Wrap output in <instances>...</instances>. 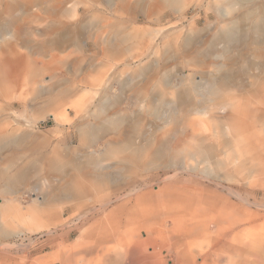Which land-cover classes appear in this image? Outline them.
Here are the masks:
<instances>
[{"label": "rangeland", "instance_id": "obj_1", "mask_svg": "<svg viewBox=\"0 0 264 264\" xmlns=\"http://www.w3.org/2000/svg\"><path fill=\"white\" fill-rule=\"evenodd\" d=\"M168 1L0 0V57L7 37L11 36L16 39L7 42L17 44V52H21L22 43L23 54L31 51L32 59H37L40 65L51 60L50 56H56L48 66L49 72L33 74L34 68L27 66L18 71L14 83L0 84V183L4 185L16 176L17 190L21 193L13 195L17 209L4 212V222L10 223L7 226L13 228L14 234L9 240L0 241V264L51 262L62 250L76 245L84 230L98 226L115 232L131 225L137 216L136 208L117 211L121 205L163 204V198L185 204L199 192L209 195L212 206L230 207L243 223V255H232L234 263H231L264 264V0H190L193 4L184 14L174 10ZM137 2L142 6H137ZM234 2L244 4L228 16L218 10L219 6ZM77 9L81 24L75 25L71 13ZM57 11L62 14L60 30L53 26ZM242 13L247 17L237 25H230ZM115 21L128 22L139 30V35H129L114 48L123 51L121 61L116 59L114 49L109 53L101 45L102 39L111 41L114 35L111 25ZM191 28L196 31H189ZM34 32L43 36L38 37ZM70 33L79 39L82 47L88 46L82 64L76 61L80 55L74 54L69 40L61 39L60 46H56L57 50L68 49L64 54L47 42ZM46 51L47 57L39 56ZM69 53L72 54L69 66H63L61 57ZM138 56L142 60L140 67L139 58L131 67H125ZM0 64L5 65L1 59ZM79 67L82 72L73 75V69ZM155 70L157 78L149 83V73ZM52 75L56 78H51ZM40 81L45 89L55 86L56 91L39 94ZM137 88L146 97L141 102L136 96ZM67 89L76 94H61ZM24 100L29 101L24 103ZM107 102L114 104L108 110L110 114L119 113L120 132L100 141L90 139L83 146L80 134L102 128L99 106ZM31 103L32 108L28 107ZM49 104L55 107L54 111L46 109ZM64 112L69 120L58 125L55 115ZM33 131L39 133L37 140L21 155L20 147L4 140L6 136L19 139L24 135L27 141L28 133L31 136ZM156 140L162 143L157 148L162 161L146 155L139 166H132L125 160L127 154L112 156L110 151L112 142H130L129 147L137 148ZM57 157L69 160L88 174L109 176L108 185L95 184L73 174L83 198L79 202L66 201L71 184L69 178H64L67 172L73 173L71 166L65 168L66 173L51 176L65 187H53L51 181L41 187L43 178L33 177L36 163L48 164ZM215 166L219 167L218 172ZM224 174H230L232 179L228 180ZM156 192L160 197L154 199ZM36 196L41 198L40 212H45L51 220L45 229H34L32 213L38 211L33 207ZM107 202L110 203L105 207ZM92 235L84 241L94 240ZM110 253L115 256L117 251L113 249Z\"/></svg>", "mask_w": 264, "mask_h": 264}, {"label": "bare ground", "instance_id": "obj_2", "mask_svg": "<svg viewBox=\"0 0 264 264\" xmlns=\"http://www.w3.org/2000/svg\"><path fill=\"white\" fill-rule=\"evenodd\" d=\"M102 2H104V1H102ZM214 2H216V1H214ZM217 2H219V1H217ZM168 3L178 13H183L187 9H189L190 6H192L193 1H190V0H169ZM243 4H244V2H234L232 4H228L225 7L219 6L218 10L220 11V13H223V15H225V16L227 15L228 16L233 11H236L238 8H241L243 6ZM136 5L137 6H142L138 2H137ZM258 7H259V4H258ZM56 13L59 15V13H61V12L60 11H57ZM249 15H251V11H250V14ZM246 17H247V14L246 13H242L238 17L233 18V20L231 21L230 25H233V26L234 25H237V24H239V22H241ZM71 18L73 19V22H75V25H78L80 23V21H81V18H80V10L77 9V10L72 11ZM55 22L59 23V19L56 20ZM260 22H262V20ZM136 23H137V21H136ZM111 26H112V32L114 33L115 36L113 35V37L110 39L111 41H109L108 39H102V41H101L102 42L101 45L104 46L105 49L109 53L112 51L111 49L117 48L118 45L120 44V42H123L124 40H126V38L129 35L130 36H134V37L137 36V35H139V30L135 29L131 24L129 25V23L128 22H125V21H115L114 24L111 25ZM189 31H196V29L195 28H193V29L191 28V30H189ZM243 31H245V30H243ZM231 34L232 33H230V35ZM190 35H191V33H190ZM192 38H194V37L192 36ZM192 38H190V39H192ZM58 41H61V39H59ZM227 41H228V38H227ZM69 42L72 45V47H74L76 53L77 52L79 53L81 51L82 44L80 43L79 39L75 35H71L69 37ZM60 44H61V42L59 43V45ZM214 44H215V41H214ZM238 44L239 43H237V45ZM98 47H100V44L98 45ZM160 52L162 53L161 50H160ZM206 52H208V51H206ZM244 52H246V51H244ZM170 53H172V52H170ZM225 53L227 54V52H225ZM114 54L116 55V59H118V61H121L123 59V55H124L123 54V51H121V50H115ZM177 54H179V53H177ZM187 54H189V53H187ZM226 54H224V52H223V55H226ZM233 55H235V54L233 53ZM138 58L140 59L139 63H137L138 61L137 62L134 61L135 59H138ZM168 59H169V57H168ZM133 61L134 62H128L127 61L128 64H126L125 67H131L135 63L139 64V67L142 65L141 56H138L137 58H133ZM35 62H37V61H35ZM200 65H202V64H199V66ZM139 67H137V68H139ZM200 68H202V67L200 66ZM211 69H213V68H211ZM216 70H218V69H216ZM244 73H245V71H244ZM157 75H158V72L156 70L154 72H151L150 71L149 77L147 78V81H149V83H150V81H152V80H154V79L157 78L156 77ZM175 76H176V74L174 75V77ZM253 79H255V78H253ZM217 80H215V81H217ZM242 84H243V82H242ZM252 85H254V84L252 83ZM132 86H134V85H132ZM140 88H137L138 94H136V96H138V100L141 102V100L142 99H145L146 97H145V94L142 92V90H140ZM255 88H256V86H255ZM251 92H253V91H251ZM215 93L218 94L217 91H215ZM28 101L29 100H24V103H27ZM32 103L28 107H30L32 105ZM82 105L83 104L80 105L81 106L80 110L83 109V106ZM149 105L150 104H148V106ZM113 106H114V104H112L110 102L101 104L99 106V125H101L102 128L100 129L99 127H96L97 129H94V131H92V133H90V134L84 133V131H83L80 134V140H81V143L83 144V146L87 145L90 142V139H93V140L96 139L97 141H100V140H103L104 138H106L109 135H117L120 132L122 125H121V119H119L117 117V116H119V113L114 112V113L110 114L108 112V110L109 109H112ZM32 107L33 106H31V108ZM208 108H209V106H208ZM46 109H48L50 111H54L55 110V107H53V105H50L49 104V105L46 106ZM191 114H193V113H191ZM65 119H67V116L66 117L65 116H61V114L55 115V120H56L57 124H62V122H64ZM167 120H169V118ZM122 121H123V123H125L124 120H122ZM137 124H139V123H137ZM174 125L176 126V124H174ZM183 130H185V129H183ZM33 133L31 134V136L29 135V133H28L29 136L26 134L27 135L26 138H30L27 141H24V138H23L24 135H23L22 138H19L18 139V137L9 136V134H8L9 137L6 136V138L4 140H6L8 142H11V143L14 142L15 147H17V146L20 147L19 150H21V153H19V155H21L22 153H24L25 150H28L27 148L30 147L34 143V141L37 140V135L39 133L37 131H33ZM99 137H101V138L99 139ZM161 144H162L161 141L156 140V141H153L152 144H149L147 146L132 148V147H129L130 142H121V143L112 142V145H111L112 147H111V150L110 151L112 153V156L115 155V154H127L128 156L125 157V160L129 164H131L132 166H139V164L142 162V160L144 159V157L146 155L155 156V160L156 161H162V158L159 157V153H158L159 151L157 149ZM242 148H243V146H242ZM159 149H160V147H159ZM59 151H61V150H59ZM15 156H17V155H15ZM15 156H13V158ZM111 158H113V157H111ZM166 158H167V155H166ZM151 160H152V158H151ZM12 162H13V159L12 160H9L8 161V164H11ZM164 162H165V160H164ZM213 162H215V161H213ZM35 165H36V168L34 169L35 172H34V176L33 177L36 176V177H39V178L40 177L43 178L44 181H42V183L43 182L44 183H43V185L41 187H43L44 185H46V183L49 182V181H51V183L53 184V187L55 185L57 187H65V186H67V185L63 186L62 181H59V180H56V179L53 180V178L51 176L54 175V174H56V173H58V174L66 173L65 172V168H67L69 166L72 167L71 169H72L73 173L69 174V172H67V174H65V178H64V179L69 178V181L67 180L69 183L68 182L67 183L68 184H71V186H70V192H71V194L69 195V198L67 197L65 199L66 201H69V202H72V201L79 202L83 198V197L81 198V196H82V193H81L82 191H80L81 188H79L78 186H76V183H75V182H78V181H75V179L72 178L73 174H77V175L79 174V178H83V179L86 178L87 180L92 181L95 184H102L103 186H106L109 183V176L106 177L104 175H101L102 176L101 177V176H95V175L88 174V173H86L84 171L83 168H81V167H79L77 165L72 164V162H70L69 160H65L62 157H57V158L49 161L48 164H45V163L43 164L41 162V163H36ZM180 168H181V166H180ZM206 168H208V167H206ZM184 169H185V166H184ZM218 169H219V167L215 166V170L217 172L219 171ZM124 170H125V168H124ZM205 170H207V169H205ZM210 170L212 171L211 168H210ZM210 170H209V172H210ZM121 171H123V170H121ZM183 173H185V172H183ZM105 174H107V173H105ZM108 174H109V172H108ZM110 175H112V174H110ZM224 176L228 180H231L232 179V176H230V174H224ZM115 178H117V177H115ZM208 178H209V176H208ZM11 180H10L11 181L10 184L12 186H10V185H8V186H10L12 189L8 188L9 190L8 189L5 190V188H1L0 187V196H2V203H0V225H1V228H0V237L1 238H5L6 236H9V235L14 234L13 228H11V226L10 227L7 226V224H10V223L4 224V217H5L4 216V212L5 211H8L9 212L11 210H16L17 209V204H18L16 202L15 196L13 197V195H12V190L14 189V187H15L14 185L16 184V182H17L18 179L15 176V177H12ZM120 180H121V178H120ZM43 192H45V191H43ZM25 193H27V192H25ZM157 194H158V192L154 193L153 196H152V198L157 199L158 196L160 197V194H158V195ZM209 194H211V193H209ZM228 196H229V194H228ZM25 198H26V196H25ZM119 199H123V198H119ZM209 199H210L209 198V195L208 196H205V193H203V192L200 193L199 192L196 195V198L195 199H190L185 204L184 203L183 204H178V203H175L171 199L163 198V202H164L163 204L160 203V204H153V205H147L146 206V205H143L141 202H139L138 204H134V205H128V204L121 205L117 209V211H119V210L132 211L133 209L136 208L135 210L137 211V216H136V218H134V219L131 220V223H130L131 225L126 226L125 228H122L120 231H115L116 233L113 232L112 230H108V228L106 230L99 229L98 226L89 228L86 231L84 230L83 231V236H81L82 238L79 241H77V244L76 245H74L72 247H69L68 249L62 250L57 255V257L54 258V260H52L51 262L43 261L41 263L39 262V263H35V264H167V263H170V262L171 263L174 262L172 264H232V263H234V261L232 260V258H233L232 255L238 256V257H239V255H243V223H242V221L240 219L236 218L233 215L234 213L229 209L230 207L228 209H223L221 207L212 206V204L209 201ZM251 199H252V197H251ZM84 200H86V199H84ZM90 200H92V199H90ZM231 200H232V198H231ZM63 202H65V201H63ZM40 203H41V198L36 196L35 199H34V206L33 207H35V209L38 210V211L37 212L35 211V213H32V217L35 220L34 229H45V228H47V226L51 222L50 218L48 217V215L45 214V212H42V211L40 212V209L38 207V206H40ZM109 203L110 202L105 203L104 206L106 207ZM233 204H234V201H233ZM233 204L231 205V207L233 206ZM237 217H239V216H237ZM168 220L171 221V225H169V221ZM75 222H76V220H75ZM50 231L51 230H49L48 232H50ZM90 234H93L94 236L93 235L92 236L95 239L92 240V241H90V240L84 241V239H86V237L88 235H90ZM10 238H11V236H10ZM7 240H9V239H7ZM64 243H65V241H64ZM111 245H112V247H111ZM14 247H16V245ZM17 247L15 248L16 250L19 249ZM5 248H8V247H5ZM10 248H11V246H10ZM248 248H250V247L248 246ZM113 249L117 251V254L115 256H112L111 253H110V251L113 250ZM235 259H238V258L235 257ZM251 259H253V258H251ZM231 261H233V262L231 263ZM236 264H238V263H236Z\"/></svg>", "mask_w": 264, "mask_h": 264}, {"label": "crops", "instance_id": "obj_3", "mask_svg": "<svg viewBox=\"0 0 264 264\" xmlns=\"http://www.w3.org/2000/svg\"><path fill=\"white\" fill-rule=\"evenodd\" d=\"M56 15H57V17H55V19L53 20V26H54V28H57L56 30H60V29H63V22L61 21V16L60 15H62V14H60L59 13V15L56 13ZM59 19V23H57V22H55L56 20H58ZM79 24H81V21H80V23ZM35 33V32H34ZM7 35L9 34L8 32L6 33ZM41 34L42 33H35V35H38V37H39V35L41 36ZM71 35H72V33H70ZM70 34H67V35H63V36H59V37H55V38H53V39H50V40H48L47 42H48V44H54L53 46V48H56V46L57 47H59L60 45H59V43L61 42V41H58L59 39H63V41L62 42H67V40H69V37L71 36ZM42 36H43V34H42ZM68 36V37H67ZM16 38H14L13 36H11L10 38L9 37H7V39H6V46H5V50H3L2 51V54H1V57H0V59L3 61V63L5 64V65H3V64H0V84L1 83H3V82H5V83H7V84H11V83H14L13 81H15V79L17 80V73H18V71H20L21 70V68H23V67H33L34 68V70H32V73L33 74H36V73H38V74H44V73H47V72H49V65L51 64V63H53L54 61H55V58H56V56H50V58H51V60H49V61H43V62H41V65L39 64V61L36 59V60H33L32 59V55H33V53L31 52V51H28L27 53L28 54H26L25 55V53L23 54V52H24V47H23V44L22 43H20L22 46L20 47V50H21V52H17L16 51V47H15V45H17V44H13L12 42L11 43H8L7 41H10V40H15ZM58 42V43H57ZM61 42V43H62ZM69 42V41H68ZM20 44L18 45V46H20ZM72 46V45H71ZM51 47V46H50ZM74 48V47H73ZM87 48H88V46L87 45H85L84 47H82V49H81V51L78 53H76L75 52V49H74V54H76V55H80V57H78L77 59H76V61H78V63L79 64H82L81 62H83L84 61V58H85V56H84V54L86 53V51H87ZM57 52H59L60 54H64L68 49H63L62 47H61V49L59 48L58 50H57V48L55 49ZM43 55H45L46 57H47V51L46 52H43V54H41V55H39V56H43ZM3 57V58H2ZM72 57V54L71 53H69V54H67V55H64V57H61V59H62V61H61V63L63 64V66H69V59ZM90 58V60H93V57H89ZM83 60V61H82ZM35 61H37V62H35ZM39 69V70H38ZM78 72L79 73H81L82 72V69H81V67H79V68H74L73 69V71H72V73H73V75H75V74H78ZM54 75V74H53ZM51 76V78H56L55 76ZM16 83H17V81H16ZM38 83H40V85H39V94H52V93H54L55 91H56V89H55V86H52V87H49L48 89H45L44 87H42L41 85H42V83H43V81H40V82H38ZM10 87V86H9ZM52 89V90H51ZM42 90V91H41ZM61 94H76L75 92H74V90H71V89H67V90H65V91H62L61 92ZM52 105V104H51ZM80 113V112H79ZM61 116H67V119H65V121L64 122H67L69 119H68V115H67V113H62L61 114ZM64 122H62V124L64 123ZM57 123V122H56ZM58 125H61V124H58ZM1 141V140H0ZM5 142V141H4ZM11 143V142H10ZM7 144H9V142L7 141ZM11 144H14L13 142L11 143ZM15 146V145H14ZM11 180V179H10ZM12 181V180H11ZM11 181L10 182H8V183H6V184H1L0 183V187L1 188H5V190L6 189H8V188H10V189H12L10 186H12L10 183H11ZM8 185H10V186H8ZM15 187H14V189L12 190V195H15V194H21V193H19L20 191L19 190H17V186H16V184L14 185ZM16 189V190H15ZM9 190V189H8ZM18 193H17V192ZM71 220V219H70ZM4 224H5V222H4ZM1 226V225H0ZM71 226V225H70ZM72 226H74L73 224H72ZM1 228V227H0ZM13 235V234H12ZM12 235H9V236H6L5 238H1L0 237V240H6V239H8L10 236H12Z\"/></svg>", "mask_w": 264, "mask_h": 264}]
</instances>
